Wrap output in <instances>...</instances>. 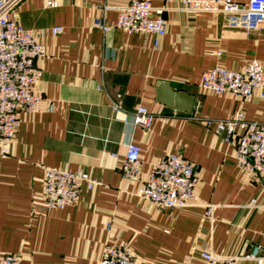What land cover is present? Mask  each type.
Returning a JSON list of instances; mask_svg holds the SVG:
<instances>
[{"label": "crops", "instance_id": "crops-1", "mask_svg": "<svg viewBox=\"0 0 264 264\" xmlns=\"http://www.w3.org/2000/svg\"><path fill=\"white\" fill-rule=\"evenodd\" d=\"M130 1L20 3V26L37 33L45 51L34 86L43 103L39 113L21 115L10 154L0 158V257L98 264L106 247L127 245L143 264H203L201 252H264V183L245 177L225 134L216 133V122L232 117L239 101L200 88L202 74L214 67L241 71L253 60L264 67V32L227 28L221 16H187L175 2L163 15L164 37L127 35L116 28V9ZM97 20L109 29L96 27ZM55 28L61 34L53 35ZM160 83L193 96L192 112L158 104ZM138 105L156 114L149 131L132 123ZM244 115L264 122V100L246 103ZM192 116L198 121L187 120ZM129 143L141 153L136 180L121 173ZM171 154L196 166L192 207L161 210L137 196L152 164ZM44 168L84 172L99 185L84 187L72 206L45 211ZM207 205L214 207L211 220Z\"/></svg>", "mask_w": 264, "mask_h": 264}, {"label": "built area", "instance_id": "built-area-1", "mask_svg": "<svg viewBox=\"0 0 264 264\" xmlns=\"http://www.w3.org/2000/svg\"><path fill=\"white\" fill-rule=\"evenodd\" d=\"M24 0H0V158L10 154L21 123L22 114L41 111L43 99L34 92L41 78L36 61L45 55L37 33L19 24V6ZM52 7L54 0H42ZM163 6L154 8L150 0H131L117 8L116 28L127 35L140 34L162 38L167 33L164 13L178 2L181 11L190 17L203 14L221 16L226 27L246 32H264V0H162ZM95 26L106 32L109 28L101 20ZM62 30L52 29L53 35ZM157 43H155L156 45ZM200 88L215 95L230 94L239 101L232 117L216 122V133L225 134V142L234 148L236 166L248 180L264 183V122L248 121L244 105L254 98L264 100V67L251 61L241 71L214 67L202 74ZM118 107L114 108L118 111ZM176 113V112H174ZM156 114L138 105L132 113V123L149 131ZM187 120L198 121L194 116ZM207 123L206 125H208ZM140 148L129 143L121 164L124 179L136 180L141 175ZM194 163L180 155H167L152 164L146 181L141 182L137 196L158 209H186L194 206L197 185ZM99 183L84 172L44 168L43 195L40 205L45 211L62 210L74 205L85 187L92 191ZM255 204L252 201L251 206ZM204 217L212 218L214 207L204 206ZM203 264H264V252L258 246L249 253L235 257H218L201 252ZM21 256L4 254L0 264H21ZM98 264H143L127 245L106 247Z\"/></svg>", "mask_w": 264, "mask_h": 264}, {"label": "water", "instance_id": "water-1", "mask_svg": "<svg viewBox=\"0 0 264 264\" xmlns=\"http://www.w3.org/2000/svg\"><path fill=\"white\" fill-rule=\"evenodd\" d=\"M156 102L175 111L190 114L195 98L185 92H174L168 83H160L156 86Z\"/></svg>", "mask_w": 264, "mask_h": 264}]
</instances>
